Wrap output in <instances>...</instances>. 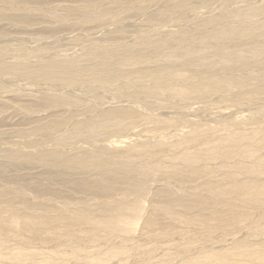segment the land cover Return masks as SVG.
Instances as JSON below:
<instances>
[{
    "label": "bare ground",
    "instance_id": "bare-ground-1",
    "mask_svg": "<svg viewBox=\"0 0 264 264\" xmlns=\"http://www.w3.org/2000/svg\"><path fill=\"white\" fill-rule=\"evenodd\" d=\"M64 3L0 0V38L110 30L0 46V264H264V0Z\"/></svg>",
    "mask_w": 264,
    "mask_h": 264
},
{
    "label": "rangeland",
    "instance_id": "rangeland-1",
    "mask_svg": "<svg viewBox=\"0 0 264 264\" xmlns=\"http://www.w3.org/2000/svg\"><path fill=\"white\" fill-rule=\"evenodd\" d=\"M63 3L65 2V1H67V2H65L64 3V5H72L71 3L72 2H75L76 0H61ZM70 1V2H69ZM238 1H240L241 2V0H238ZM239 4H241V3H239ZM243 5V4H242ZM217 6V5H216ZM156 9V8H155ZM215 12H216V10H215ZM188 19H191V18H189L188 17ZM4 24H6V22H1V27L3 28V27H5V28H3L5 31L6 30H8V31H10V32H6V33H10L11 34V36L10 35H8V37L6 38L5 36L3 37V38H0V46L2 47V48H4V46H10L11 48H13V49H15L16 48V46L19 44L18 42H19V40H27L26 42H27V44L29 43V45L28 46H34V47H36V45H37V43H38V38H41V37H47V38H50L49 40L51 41V39L53 40V38L51 37V34H52V36L54 35L55 37H56V41H57V45L60 47V49L58 50L59 52H65L64 54H73V55H79L80 53H81V50L83 49V46L85 45V44H87V42H92V41H94V37L96 36V38L95 39H99V38H102L103 37V39H104V36L106 35L105 33H103V29H105L106 30V27H104L103 26V29H102V33H101V31H100V28H96V26H94V25H91L90 27L92 28V29H90V27H88L87 29H85V31L82 29V31H81V29L80 30H77V31H72V30H70V29H68V28H63L62 30H60V32L61 33H59V36L57 35V33L56 34H53L51 31H43V32H41V33H38V34H36V32L37 31H39V30H41V29H45V28H47L46 26H48L49 25V22L48 21H46L45 19L44 20H42V21H39V22H37V24H40V25H38V26H32V27H28L26 30H24V29H18V28H16V27H14V26H12V25H9L8 23L6 24V25H4ZM193 23H190L189 25H192ZM106 25H109V23L108 24H106ZM139 25H140V27H139ZM137 24V25H135L133 28L132 27H129V28H127L129 31V34H127V35H129L128 36V38L129 37H131V38H129L130 40H133V34H139V33H145V31L148 29L149 30V28H147V27H145L144 26V28H143V23H140V24ZM142 25V26H141ZM94 26V27H93ZM137 26V27H136ZM110 28H115V25L113 26V25H110ZM138 28V29H137ZM142 28V29H141ZM147 28V29H146ZM171 28V27H170ZM95 29H97V30H95ZM133 29V30H132ZM136 29V30H135ZM142 30V31H141ZM143 30H145V31H143ZM148 30L146 31V32H148ZM171 30H174L173 28H171ZM23 31V32H22ZM70 31V32H69ZM106 31H110L109 29L108 30H106ZM112 31H113V34H114V41L115 42H122V41H120V40H118V37H116V36H119L120 34H117V33H115L116 31H115V29H112ZM131 31H133V32H131ZM32 32V33H31ZM72 32L74 33L75 32V34H83L84 35V37H85V39H88L90 36V38L88 39V40H86V43H83V45H81V44H79V43H77L76 41V43L74 42V40H71L70 38H71V35H74V34H72ZM77 32H79V33H77ZM105 32V31H104ZM131 32V33H130ZM43 34V35H42ZM46 34V35H45ZM50 34V35H49ZM91 34V35H90ZM132 34V35H131ZM88 35V36H87ZM90 35V36H89ZM95 35V36H94ZM104 35V36H103ZM116 35V36H115ZM10 36V37H9ZM62 36V37H61ZM70 36V38H68ZM24 37V38H23ZM54 37V38H55ZM58 37V38H57ZM10 38V39H9ZM11 38H12V40H11ZM60 38H64L63 40L62 39H60ZM93 38V39H92ZM8 39V40H7ZM18 40V41H17ZM10 41V42H9ZM59 41V42H58ZM65 41V42H64ZM105 42H107L108 41V37H107V41L106 40H104ZM72 42H73V44H72ZM33 43V44H32ZM104 43V42H103ZM76 44H78V45H76ZM88 45V44H87ZM66 49H68V50H66ZM61 50V51H60ZM59 52H57L56 51V55L59 53ZM67 52V53H66ZM78 52V53H77ZM60 55H63L62 53H59ZM50 55V56H49ZM44 57H46V58H54L55 57V55L53 54V56H52V54L50 53V54H44ZM56 58V57H55ZM107 98L109 97V96H106ZM5 102H7V100L8 99H3ZM108 100H111V99H107L106 101L107 102H109ZM107 104V103H106ZM195 107H197V105H194ZM194 107V108H195ZM233 109V108H232ZM232 109H230V110H232ZM227 110V109H226ZM229 110V111H230ZM234 110V109H233ZM226 112H228V110L226 111ZM8 120V121H7ZM46 121V120H45ZM2 124H5V125H2ZM2 124H1V126H0V138H6L7 136L9 137L10 136V134L12 133V131H14L13 129H15V128H18L17 127V121L15 120V119H13V118H6L3 122H2ZM141 125V124H140ZM5 126V127H4ZM11 132V133H10ZM2 135V136H1ZM55 145H54V147H56V145H58V144H56V143H54ZM34 173H36V172H34ZM75 175H73V177H72V173L70 174V173H65V175H63V176H60V179L57 181V183H58V185H55L56 184V182H53V184L56 186V187H61L60 189H62L63 187L62 186H60L61 185V183L60 182H62V181H66V180H72V179H75V177L77 176V177H80V175H77L76 173H74ZM9 177L10 176H13L12 175V173H9V174H7ZM76 177V178H77ZM59 183H60V185H59ZM62 184H63V182H62ZM0 186H1V184H0ZM50 189V188H49ZM64 189H65V192L67 193L66 194V197H68V198H73L72 196H74V197H76V199L75 200H80V201H82V202H84L86 199H88V198H90V196H88V195H86V192H81V191H73V190H70L69 188H68V186L67 187H64ZM76 192V193H75ZM70 195H69V194ZM80 193V194H79ZM73 194V195H72ZM77 196H76V195ZM72 195V196H71ZM79 197H81V198H79ZM82 197H84V199H82ZM77 198H79V199H77ZM220 242H223V240H221ZM228 242V241H227ZM227 242L226 243H221V245H226L227 244ZM216 246H220V243L219 244H216Z\"/></svg>",
    "mask_w": 264,
    "mask_h": 264
}]
</instances>
